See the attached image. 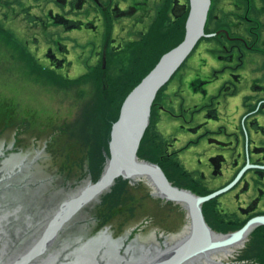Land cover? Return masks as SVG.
I'll list each match as a JSON object with an SVG mask.
<instances>
[{"label": "flooded vegetation", "instance_id": "1", "mask_svg": "<svg viewBox=\"0 0 264 264\" xmlns=\"http://www.w3.org/2000/svg\"><path fill=\"white\" fill-rule=\"evenodd\" d=\"M203 15L202 34L151 104L138 157L178 190L195 197L220 192L202 204L213 236L253 223L239 261L264 264V0H0V34L18 40L22 64L76 85L90 81L103 103L97 109L120 115L127 97L199 29ZM20 147L0 142V264L57 257H42L56 236L36 251L54 218L42 231L41 222L11 207L29 196L12 186L26 163ZM133 181L147 184L149 205L128 210L120 201L115 220L125 226L144 211L146 225L168 221L170 227L150 234L143 256L130 257L131 264H145L144 256L148 264L162 262L190 236L188 207L165 198L148 178ZM102 221L98 215L97 227ZM71 240L79 239L64 246Z\"/></svg>", "mask_w": 264, "mask_h": 264}, {"label": "water", "instance_id": "2", "mask_svg": "<svg viewBox=\"0 0 264 264\" xmlns=\"http://www.w3.org/2000/svg\"><path fill=\"white\" fill-rule=\"evenodd\" d=\"M204 20L203 15L197 25L199 29L191 30L185 42L167 55L168 61L159 65L125 100L121 114L112 128L111 155L104 175L89 174L77 160L57 148L56 138L47 131L35 129L15 119L0 117V142H20V152L26 157V163L24 166L22 164L20 182L17 183L18 175L11 179L17 178L12 186L29 196H23L24 203L18 200L15 206H11L12 209H18L23 214L21 217H30L35 223L41 222V230L42 225L54 218L36 246V251H45L46 246L43 245L56 236V243L42 257L54 254L57 257L51 260L41 258L45 262L39 264H126L127 261V264H131L130 257L134 254L137 258L143 256L150 234L156 233V230L158 233L163 232L164 226L170 227L171 224L158 218L152 225H146L141 222L145 220L144 211L125 226L120 225L121 218L118 217V221L114 217L117 212L114 208L120 201L128 210L133 204L142 205L133 207L135 210L149 205V192L145 187L147 184L133 181L143 178L150 179L168 200L185 204L192 223L186 241L162 262L151 264H242L232 245L249 233L253 223L232 235L215 238L204 219L202 204L220 192L207 197H195L178 190L170 184L158 166L138 158L140 143L149 122L151 104L158 90L169 80L202 34ZM11 169L8 168L7 174L12 175L9 172ZM104 201L106 205L102 206ZM111 207L112 212L109 209ZM56 212L59 213L56 215ZM105 214L110 215V222L97 227L98 215L102 218ZM73 216L74 221L69 223ZM127 235L129 238L123 239ZM134 235L136 248L126 250ZM75 237L79 239L78 242L71 240V245L64 246L66 240ZM71 253L73 257L69 258ZM146 258L148 256L142 257V260L148 264ZM28 261L20 264H27Z\"/></svg>", "mask_w": 264, "mask_h": 264}, {"label": "rangeland", "instance_id": "3", "mask_svg": "<svg viewBox=\"0 0 264 264\" xmlns=\"http://www.w3.org/2000/svg\"><path fill=\"white\" fill-rule=\"evenodd\" d=\"M15 26L18 30L22 25ZM16 40L0 34V117L47 131L56 138L57 148L89 174L104 175L111 155L112 130L108 139L104 123L108 114L101 111L97 89L90 81L76 85L53 77L49 69L22 64L20 59L25 57L20 56ZM142 148H146L145 143ZM140 161L144 162L142 158ZM245 249L242 246L237 255Z\"/></svg>", "mask_w": 264, "mask_h": 264}, {"label": "trees", "instance_id": "4", "mask_svg": "<svg viewBox=\"0 0 264 264\" xmlns=\"http://www.w3.org/2000/svg\"><path fill=\"white\" fill-rule=\"evenodd\" d=\"M103 104V103H102ZM106 104H104V106H105ZM110 114H108V117H107V120H106V122H104V123H106V128H107V130H108V139H110V133H111V130H112V126H113V124H114V122L115 121H117V119H118V114H112V116L110 117L109 116ZM107 116V115H106ZM104 142V141H103ZM105 142H107V140L105 141ZM104 148H106V149H108L107 148V145H104L103 146ZM103 160H105V158H104V156H103V159H102V161ZM104 205H106V201H104L103 203H102V206H104ZM112 207H114V206H112ZM109 208L110 210H111V212H112V210H113V208ZM100 219H102L103 221L101 222V224H100V227L101 226H104L105 224H108V222H110V220H111V217H110V215L109 216H107L106 214L105 215H103V217L101 218L100 217Z\"/></svg>", "mask_w": 264, "mask_h": 264}, {"label": "bare ground", "instance_id": "5", "mask_svg": "<svg viewBox=\"0 0 264 264\" xmlns=\"http://www.w3.org/2000/svg\"><path fill=\"white\" fill-rule=\"evenodd\" d=\"M125 102V101H124ZM120 116V115H119ZM119 118V117H118ZM139 158V157H138ZM243 244H244V241H240V242H238V243H236V244H233L232 246H233V248L235 249V251L237 252V250L238 249H240L242 246H243Z\"/></svg>", "mask_w": 264, "mask_h": 264}]
</instances>
